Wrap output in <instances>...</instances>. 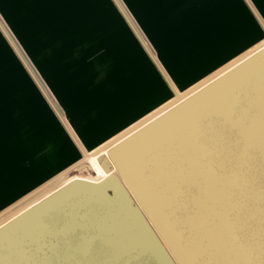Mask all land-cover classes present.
Masks as SVG:
<instances>
[{"label":"water","instance_id":"obj_1","mask_svg":"<svg viewBox=\"0 0 264 264\" xmlns=\"http://www.w3.org/2000/svg\"><path fill=\"white\" fill-rule=\"evenodd\" d=\"M247 53L2 225L0 264H264V41Z\"/></svg>","mask_w":264,"mask_h":264},{"label":"rangeland","instance_id":"obj_2","mask_svg":"<svg viewBox=\"0 0 264 264\" xmlns=\"http://www.w3.org/2000/svg\"><path fill=\"white\" fill-rule=\"evenodd\" d=\"M238 1L0 0V174H6L9 162L15 165L27 155L33 167L27 178L32 188L80 158L63 124L58 134L47 135L53 124L60 122L53 100L61 105L64 117L76 131L101 118L102 106L111 113L108 126L112 131V126L117 130L130 126L164 102L171 91L152 56L163 60L166 41H172L168 35L173 32L196 36L208 20L228 24L235 19ZM252 36L251 40L258 35L255 32ZM249 42L244 40L239 45L244 47ZM226 58L223 56L222 61ZM108 147L99 152H107ZM41 153L42 159L47 153L49 163L38 159ZM88 154L77 167L25 199L27 204L20 208L76 175L100 180L88 168ZM16 212L5 219L1 215L0 223Z\"/></svg>","mask_w":264,"mask_h":264},{"label":"crops","instance_id":"obj_3","mask_svg":"<svg viewBox=\"0 0 264 264\" xmlns=\"http://www.w3.org/2000/svg\"><path fill=\"white\" fill-rule=\"evenodd\" d=\"M231 19L228 24L226 21L222 24L221 20H208L196 36L184 32H173L168 35L169 38H172V41H166L165 56L162 54L163 60L161 61L154 55L152 58L163 76L164 81L170 88L171 94L164 102L145 112L144 116L137 119L128 127L123 126L117 130V128L112 126L111 131L108 126V119L111 113H109L108 109H105L106 107L102 106L99 111L101 118L90 120L86 126L77 127L78 131H76L64 117V111L61 105L49 96V100H53L51 103L60 122H57L58 124L56 125L53 124V130H50L47 135L53 136L58 134L56 132H60L61 124H63L71 136L75 148L81 153V156L64 168H60L56 172L51 173L43 182L32 188H29V182H27L29 174H32L29 172L30 168H33L28 163V156L24 155L25 157L23 156L21 158L20 163H16L15 165L9 162L6 167V174H0V213L8 209H13L15 205L17 206L23 202L29 195L31 196V194H34L35 191L50 183L64 171L77 165L83 160L85 153H91L102 147L144 117L169 103L177 96L175 95L176 91L180 92V94L188 91L264 41V0L238 1L235 19ZM255 32L258 36L251 40ZM244 40L250 42L246 46L241 47L239 44ZM227 52L228 54H230L229 52L233 54L229 56L226 54ZM225 55H227V58L225 61H222V57ZM211 66L214 68H208ZM206 67L209 70H205ZM194 75L195 78H193ZM37 76L39 79L41 78L39 75ZM117 104L118 109L120 101ZM105 106H108V101H106ZM122 106H124L123 99L121 100ZM54 144L56 143L54 142ZM37 156L38 159L39 157L41 158V161L50 162V159H47V153L43 154V159L42 153ZM18 168H21L23 171H17ZM43 168H45L44 165ZM24 185L26 188L22 190Z\"/></svg>","mask_w":264,"mask_h":264},{"label":"bare ground","instance_id":"obj_4","mask_svg":"<svg viewBox=\"0 0 264 264\" xmlns=\"http://www.w3.org/2000/svg\"><path fill=\"white\" fill-rule=\"evenodd\" d=\"M252 52V51H251ZM251 52H249V53H247L246 55H244L242 58H240V59H238V60H236L235 62H233L232 64H230L229 66H227L225 69H223L222 70V72L223 71H225V70H227L228 68H230L232 65H234V64H236V63H238V61H240L241 59H243L245 56H247V55H249ZM212 79V78H211ZM180 94V93H179ZM188 94V93H187ZM186 94V95H187ZM176 95V94H175ZM186 95H184V96H186ZM184 96H180L179 98H177L176 100H179L180 98H183ZM176 100H173V101H176ZM172 103V102H171ZM170 105V104H169ZM172 106V105H171ZM167 107V106H166ZM165 109V108H164ZM163 110V109H162ZM162 110H160V111H162ZM159 112V111H158ZM158 112H156V113H158ZM155 115V114H154ZM151 118H153V115L151 116V117H149L147 120H145L142 124H144V123H146L147 121H149ZM134 129H132V130H130L129 132H127L126 134H125V136L126 135H128L129 133H131L132 131H133ZM120 140V138H118L116 141H119ZM115 141V142H116ZM105 147H107V146H105ZM109 147H110V145H109ZM109 147L107 148V151H108V149H109ZM101 149H103V148H101ZM100 149V150H101ZM99 150V151H100ZM106 150V149H105ZM104 150V151H105ZM97 152V153H92V154H95V155H90V154H88L89 155V163H90V165L92 166V168H94L95 169V172H93L92 170H91V168H89V170L92 172V173H94V176L95 177H98V178H100V179H102L103 177H105V176H107L108 175V172H106L103 168H102V166L100 165V163H99V161L97 160V157H98V155L101 153V152ZM103 152V151H102ZM105 153H107V152H105ZM87 157V156H86ZM85 158V157H84ZM86 160V159H85ZM87 160H88V158H87ZM86 160V161H87ZM88 163V164H89ZM87 164V163H86ZM87 164V165H88ZM84 170V169H83ZM73 173V172H72ZM77 174V173H76ZM69 175V174H68ZM75 175H73L72 176V179H73V177H74ZM91 176H93V175H91ZM81 177V176H80ZM79 177V178H80ZM70 178L71 177H69V180H70ZM88 178V177H87ZM94 178V177H93ZM65 179V178H64ZM74 179H78V177H77V175H76V178L74 177ZM73 179V180H74ZM80 179H83V178H80ZM68 180V178H67V181H69ZM87 180H89V179H87ZM92 180V179H91ZM66 181V180H65ZM93 181V180H92ZM96 181V180H95ZM98 181V180H97ZM64 183V182H63ZM62 183V185H61V183H60V186L58 187V188H60V187H62L63 185H65V184H63ZM56 184V183H55ZM58 188H56V189H54V190H52V191H50V192H48V193H46L44 196H40V198H38L37 200H35L32 204H30V205H28V206H25V208H23V209H21L20 207L22 206V205H24L25 203H26V201L25 202H23L22 204H20L19 206H14V208L13 209H9L8 210V212L6 213L5 212V214H4V216L2 217L3 219H5L6 217H8L10 214L9 213H13V212H15V211H17L13 216H10L8 219H6L4 222H2V223H0V227L2 226V225H4L6 222H8L9 220H11L12 218H14L15 216H17L18 214H20L21 212H23L24 210H26L27 208H29L30 206H32L33 204H35V203H37L38 201H40L41 199H43L44 197H46V196H48L49 194H51V193H53L55 190H57ZM39 197V196H38ZM27 204V203H26ZM25 204V205H26ZM19 209H21V210H19ZM9 214V215H8ZM2 215V214H1ZM1 218V219H2Z\"/></svg>","mask_w":264,"mask_h":264}]
</instances>
